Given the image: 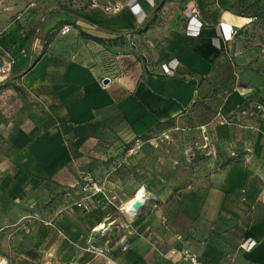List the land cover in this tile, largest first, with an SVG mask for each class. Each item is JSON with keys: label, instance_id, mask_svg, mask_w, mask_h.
I'll return each mask as SVG.
<instances>
[{"label": "rangeland", "instance_id": "rangeland-1", "mask_svg": "<svg viewBox=\"0 0 264 264\" xmlns=\"http://www.w3.org/2000/svg\"><path fill=\"white\" fill-rule=\"evenodd\" d=\"M168 3L216 5L248 24L236 34L238 52L201 81L191 109L146 136L130 137L117 121L70 129L69 163L57 177H42L23 168L22 155L51 120L12 76L0 82V264H189L184 251L199 257L185 240L220 235L209 232L208 191L224 178L264 183V0H164L162 7ZM69 9L70 0H0V36L24 13L37 26ZM59 33L54 28L46 46ZM78 39H60L62 52L84 63L90 60L81 52L94 55L88 65L112 80L144 59L124 36ZM126 53L132 57L122 62ZM226 169L229 177L217 175ZM142 189L147 202L129 218L121 208Z\"/></svg>", "mask_w": 264, "mask_h": 264}, {"label": "crops", "instance_id": "crops-1", "mask_svg": "<svg viewBox=\"0 0 264 264\" xmlns=\"http://www.w3.org/2000/svg\"><path fill=\"white\" fill-rule=\"evenodd\" d=\"M90 1L70 0L68 13L51 14L37 26L35 15L24 13L0 36V51L13 61L9 77L43 104L51 120L47 130L29 142L21 162L24 169L45 178L57 177L69 163L66 137L70 129H99L117 121L130 137L137 138L183 117L202 93L200 83L212 66L228 53L238 52L236 34L248 24L240 25L241 16L220 12L216 5L192 13L194 4L168 3L155 12L158 0H95L126 6L117 15H107L91 9ZM66 25L69 34L55 35L46 46L53 29ZM82 33L103 40L127 37L143 56L139 62L144 67L137 62L104 85L106 75L98 66L88 65L96 60L94 55L81 52L90 60L84 63L62 52L60 39L71 44L79 36L91 39ZM92 41L93 48H101ZM131 57L126 53L120 60L127 62ZM4 60L0 55V66ZM229 171L217 175L229 177ZM224 179L208 191L204 209L213 218L209 232L220 235H207L203 244L185 240L184 247L191 246L200 264H264V183L246 177L236 182ZM247 239L256 244L244 252L238 246Z\"/></svg>", "mask_w": 264, "mask_h": 264}, {"label": "built area", "instance_id": "built-area-1", "mask_svg": "<svg viewBox=\"0 0 264 264\" xmlns=\"http://www.w3.org/2000/svg\"><path fill=\"white\" fill-rule=\"evenodd\" d=\"M89 7L93 10H99L102 13H105L107 15H117V14L121 13L126 6L121 5L117 2H113V1H109L106 4H99L95 0H91ZM192 13H196V10L193 9ZM59 32H60L59 34L61 36H65V35L69 34L70 27L67 25L63 26L59 30ZM12 64H13V62L9 61L8 59L3 61L2 65L0 66V82H3L4 80L9 78ZM104 79L110 80V78L105 77L102 79V82ZM259 113L261 115V118L264 120V109H261V111H259ZM255 244H256V242L254 240L247 239L240 244L239 248L244 252H249L255 246ZM182 257H185L184 260L189 262V264H200L199 259L197 257L189 254L186 251H184Z\"/></svg>", "mask_w": 264, "mask_h": 264}, {"label": "bare ground", "instance_id": "bare-ground-1", "mask_svg": "<svg viewBox=\"0 0 264 264\" xmlns=\"http://www.w3.org/2000/svg\"><path fill=\"white\" fill-rule=\"evenodd\" d=\"M147 199L148 195H146L142 189L141 191L137 192V194L134 195L133 198L129 199L126 203L124 202L125 204H123L121 211H123L127 217L133 219V217L135 216L134 207L137 205L138 202L144 201V203H146Z\"/></svg>", "mask_w": 264, "mask_h": 264}, {"label": "trees", "instance_id": "trees-1", "mask_svg": "<svg viewBox=\"0 0 264 264\" xmlns=\"http://www.w3.org/2000/svg\"><path fill=\"white\" fill-rule=\"evenodd\" d=\"M162 2H164V0H158L157 1V3H156V7H155V12L158 10V9H160L161 7H162ZM155 12L153 13V14H155ZM241 17H244V16H241ZM247 18V17H246ZM154 20H155V16L153 17V19L151 20V22H149L150 24H152L153 22H154ZM62 28V27H61ZM58 29H60V28H58ZM83 34V36H86V37H89V38H91L92 40H94V41H96V42H106V43H108V42H110L111 43V40L113 41V40H115V39H120L121 37H122V35H120V36H117V37H115V38H113V39H106V40H103V39H101V38H97V37H92V36H90V35H87L86 33H82ZM106 77H108V76H106ZM108 78H111V77H108ZM171 121V120H170Z\"/></svg>", "mask_w": 264, "mask_h": 264}, {"label": "water", "instance_id": "water-1", "mask_svg": "<svg viewBox=\"0 0 264 264\" xmlns=\"http://www.w3.org/2000/svg\"><path fill=\"white\" fill-rule=\"evenodd\" d=\"M108 83H109V80H108V79H104V80H103V84H104V85H107ZM112 234H114V231H112Z\"/></svg>", "mask_w": 264, "mask_h": 264}]
</instances>
